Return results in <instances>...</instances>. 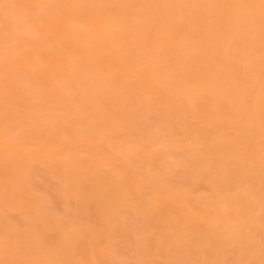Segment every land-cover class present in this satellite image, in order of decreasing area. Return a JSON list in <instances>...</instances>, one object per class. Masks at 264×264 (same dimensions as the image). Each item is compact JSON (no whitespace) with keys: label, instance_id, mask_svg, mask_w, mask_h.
Listing matches in <instances>:
<instances>
[{"label":"bare ground","instance_id":"obj_1","mask_svg":"<svg viewBox=\"0 0 264 264\" xmlns=\"http://www.w3.org/2000/svg\"><path fill=\"white\" fill-rule=\"evenodd\" d=\"M22 1H0V94L24 108L0 102V264H128L125 249L132 264H264V0ZM57 130L71 153L51 163ZM29 138L60 180L49 196L18 151ZM170 172L213 174L210 193L183 197ZM62 201L70 233L46 213Z\"/></svg>","mask_w":264,"mask_h":264},{"label":"rangeland","instance_id":"obj_2","mask_svg":"<svg viewBox=\"0 0 264 264\" xmlns=\"http://www.w3.org/2000/svg\"><path fill=\"white\" fill-rule=\"evenodd\" d=\"M1 1V0H0ZM16 4L17 5H20L19 6V8H22V9H26V7L24 6V4H23V1L22 0H17V2H16ZM27 11H30V10H27ZM3 25L4 24H2L1 22H0V28L1 27H3ZM4 28V27H3ZM25 29V28H24ZM26 30V29H25ZM165 38L167 39V40H170L171 39V37H169V36H165ZM170 41H173V40H170ZM173 43V42H172ZM92 58H94V57H92ZM91 58V59H92ZM93 60V59H92ZM91 60V62L93 63V61ZM91 63V64H92ZM105 63V62H104ZM95 64V63H94ZM97 65V64H96ZM105 67V64H103L102 63V65L100 64V65H98V68L99 67ZM107 66V69H108V64L106 65ZM93 67V66H92ZM42 68H46V66H42ZM97 68V69H98ZM43 69V70H44ZM101 69H103V68H101ZM105 69H106V67H105ZM104 70V69H103ZM243 70H245L244 72H242ZM242 75L244 74V75H246V76H250L251 78H253V76H255L253 73H251L250 72V74H249V70L247 69V68H244V69H242ZM50 75V74H49ZM259 76V75H258ZM257 76V77H258ZM50 77V76H49ZM91 83V82H90ZM99 83V82H98ZM93 84V83H92ZM94 84H96L95 83V81H94ZM93 84V85H94ZM98 85V84H97ZM96 86V85H95ZM5 96L7 97V93L6 92H3L2 94H0V102H1V106H4V110L6 109L7 110V108L9 109V111H13V112H18V113H20V112H23L24 111V108H22L21 106L19 107V106H17V105H15L13 102H11L9 99H8V97L7 98H5ZM3 101H5V103L3 102ZM17 106V107H16ZM2 109H3V107H2ZM39 113V112H38ZM45 113V112H44ZM43 112H41V113H39V115L40 114H44ZM20 116V115H19ZM79 125H77V127H78ZM77 127H74V129L75 128H77ZM80 129H81V126H80V128H78L77 130L78 131H80ZM76 130V129H75ZM229 130V131H228ZM57 131H58V134H57ZM56 131V135H55V139H53V140H51V141H49V144L47 143V145H48V147H51V149L52 150H54L53 152H54V154H53V157L52 158H48V161L47 162H51V163H54V162H56L59 158L60 159H62V158H64V157H66L67 156V154H70L71 153V148H70V145L68 144V142H69V139H67V138H64V136L65 137H67V135H66V133H65V131H63V130H57ZM61 131V132H60ZM60 133V134H59ZM166 132H164V133H159L158 135H157V137H158V146H159V143H160V145L162 144V145H168V143H170V142H172L171 140L172 139H175V136L174 137H172V135L170 136V135H168L169 133H166ZM223 133H225V134H229V133H231V130L230 129H228V128H226V132H224V130H223ZM41 134H43V135H41L42 137H46V132H41ZM62 135H64L63 137H62ZM45 139V138H44ZM261 140L262 141H264V138H261ZM33 141V142H32ZM43 141V138H40V139H28V142L26 141V143L27 144H22V145H19L18 146V148H20V149H18V151L19 152H21V154H25L26 153V151L29 149V150H32V151H34V153L36 154V156L37 157H39V158H34V157H29V159L32 161V158H34L33 159V161L34 162H31V164H33V166L35 167V168H37L38 170V174H36V176H35V178H34V181H37L36 182V184H39L38 186H39V188L41 189L42 187L43 188H45V193L44 194H47L48 196L49 195H51V194H53L54 192H56V190L54 189V188H57L58 186H59V183H60V180L55 176V174L51 171V170H49L48 168H47V166L45 165V163L42 161L41 162V158L43 157V158H45V155H46V153L44 152V151H42V150H40V146L41 147H44L46 144H45V142L43 143V145H42V142ZM52 141H54V142H52ZM174 141V140H173ZM38 143H39V145H38ZM53 143V144H52ZM67 143V144H66ZM113 144L115 143V145H117L118 147H121L122 149H126V147L123 145V142L122 141H120V143H121V145H120V143H119V141H116L115 140V142L113 141L112 142ZM119 143V144H118ZM45 144V145H44ZM37 145V146H36ZM120 145V146H119ZM23 146H24V148H23ZM28 146V147H27ZM63 146V147H62ZM108 148L111 146V145H106ZM157 146V147H158ZM37 147V148H36ZM58 147V148H57ZM160 147V146H159ZM23 148V149H22ZM34 148V149H33ZM36 148V149H35ZM60 148V149H59ZM70 148V149H69ZM79 149V150H78ZM21 150V151H20ZM26 150V151H25ZM55 151H56V155L57 156H55ZM58 151V152H57ZM70 151V152H69ZM113 151H115V150H113ZM69 152V153H68ZM74 153H77L76 155H79L80 157H89L91 160H96L97 158H99L98 156H95L96 157V159H94V155H91L90 156V154L89 153H87L84 149H82V148H77V149H75L74 151H73ZM80 152V154H78ZM116 152V151H115ZM114 152V153H115ZM120 152V151H119ZM117 153L118 155H120V153ZM123 153H126L125 152V150H123ZM127 153H128V151H127ZM39 154V155H38ZM45 154V155H44ZM59 154V155H58ZM84 154H86V155H84ZM41 155V156H40ZM173 156V155H172ZM56 157H58V159H56ZM92 157H93V159H92ZM171 156H167V159H166V161L168 160H170V161H180V160H183L182 158H180V157H177V156H173V159L172 158H170ZM54 158H55V160H54ZM168 158H170V159H168ZM36 159V160H35ZM175 159V160H174ZM29 160V161H30ZM40 162V164L38 163V161ZM102 160V161H101ZM97 161H99L100 163V165L98 164V166H99V168L103 171V172H106V171H108V167H105L106 165H105V163H104V160L103 159H97ZM38 164H37V163ZM8 163V162H7ZM42 163V164H41ZM36 164V165H35ZM107 169V170H106ZM48 170V171H47ZM41 171V172H40ZM41 173V174H40ZM171 174V172L170 173H168V174H164V175H166V176H164V179H165V181H167V179H168V181H167V183H166V185H167V187H171V189L170 190H172L173 189V191H180V193L182 192L181 190H185L184 191V193L183 194H181L183 197H188V198H190V199H193L194 200V198L196 197V201H198V199H200V198H202V196L203 197H206L209 193H210V190H211V184L209 185V184H206L205 185V183L207 182V183H210L209 182V180H211V176H213V174H211V173H209V174H207L205 177H202V178H200V179H196V180H198V182L196 181V180H190V181H188V182H186L185 184L184 183H182L181 182V180H180V178H178L177 176H171L170 175ZM172 174H174V173H172ZM40 175H41V177H40ZM211 175V176H210ZM43 178V179H42ZM115 178H116V176H115ZM209 178V179H208ZM208 179V180H207ZM194 181H196L197 182V184L196 183H194ZM201 181L202 182H204V183H201ZM39 182V183H38ZM180 183H181V185H180ZM42 186H41V185ZM189 184V185H188ZM185 185V186H184ZM204 186V190L203 189H201L200 187L201 186ZM177 187V188H176ZM195 187H197V188H195ZM232 187V188H231ZM228 190H229V194H227L228 196H233V195H235V194H239L240 192H241V190H240V186H239V184H233L232 186H231ZM42 188V189H43ZM174 188H176L175 190H174ZM190 188V189H189ZM194 188V189H193ZM200 188V189H199ZM203 188V187H202ZM210 188V189H209ZM238 188V190H236ZM41 189V190H42ZM47 189V190H46ZM49 189H50V191H49ZM52 189H54V190H52ZM58 189V188H57ZM180 189V190H179ZM206 189L208 190V192L206 191ZM231 189V190H230ZM233 189V190H232ZM44 190V189H43ZM189 190H191V191H189ZM193 190V191H192ZM194 190H196V191H194ZM46 191H49V192H47L46 193ZM189 191V192H188ZM206 191V192H205ZM227 191V190H226ZM231 191V192H230ZM237 191H238V193H237ZM30 193L31 194H33L37 199H45V197L47 196H45L42 192H40L39 190H37V189H35V190H30ZM49 193V194H48ZM220 193H221V191H220ZM215 194V193H214ZM226 194V193H225ZM147 195L149 196V198L147 197ZM202 195V196H201ZM217 195L219 196L220 194H219V192L217 193ZM222 195V194H221ZM151 196V197H150ZM191 196V197H190ZM198 196H200V197H198ZM217 196V197H218ZM192 197H194V198H192ZM216 197V196H215ZM216 197V198H217ZM260 197H261V195H260ZM144 198H146V200L147 201H149L150 200V198L152 199V195L151 194H144V196H143V199ZM63 202V201H62ZM61 202V204H63V206H61L60 208L61 209H57V210H55V211H48V209L46 210V213H47V215L49 214V216L53 219V220H57V222L59 221V222H61V224H62V226H61V228H62V231L64 230V228L67 230V232L68 231H70V232H72V229H70L71 227L67 224V223H69V224H71L70 222H72V220H74L73 221V223L72 224H75L76 223V220L78 219V216H79V214H78V212H77V210L74 208V207H72V206H68V204L66 203V202H63L62 203ZM65 203V204H64ZM256 207H258L257 206V204L255 205ZM5 209V211H7V212H9V214H10V212H11V216H16L17 215V218H18V220H20L21 218V216H19V214H20V212L19 211H13V210H6V208H4ZM257 210V209H256ZM42 212H44L45 213V211L44 210H41ZM18 213V214H17ZM256 213H257V211H256ZM13 214H15V215H13ZM131 214H133V216L131 215ZM130 215H129V218H131V221L134 219L135 221H136V218H137V216L135 217L134 216V213L132 212ZM261 214V213H260ZM21 215V214H20ZM63 216V217H62ZM64 217L67 219L66 221H68V220H70V222L68 221V222H66L65 221V219H64ZM63 219H64V221H65V223L68 225L67 227L66 226H64V224H63ZM76 219V220H75ZM62 220V221H61ZM20 221H24L23 219H21ZM130 221V219H129V222H131ZM135 221H132L131 223H130V226L132 227H134V224H135ZM77 222H78V220H77ZM21 223V222H20ZM57 228V232H55V230L54 231H51V230H53L52 228ZM52 228H50V231H49V229H48V233H51L52 235H50V234H48L47 232H46V234H48L49 235V237L50 236H52V237H50V238H52V241L51 242H53L54 240H53V238L55 237L54 235H57L58 236V229L60 230L61 228L59 227H56V226H53ZM68 227H70V228H68ZM66 230H65V233H67L66 232ZM19 231H21V230H19ZM64 232V231H63ZM70 232H68V233H70ZM54 233V234H53ZM56 233V234H55ZM58 233V234H57ZM47 235V236H48ZM57 236L55 237V238H57ZM138 239L140 238V237H137ZM137 239V240H138ZM141 240V239H140ZM110 249V248H109ZM109 249H108V251H109ZM111 251H112V249H111ZM123 252H125L124 254L126 255V253L128 252L129 254H128V257H129V255H130V257H129V259H128V264L130 263V261H131V263L130 264H132V260H133V258H131V252L128 250L127 251V249H125V250H123ZM6 256H9V255H6ZM89 256V255H88ZM11 257V256H10ZM6 259H7V257H5ZM89 258H90V256H89ZM19 259V257H17V256H15V257H12L11 259H9V260H11L10 261V263H14L15 262V260H18ZM157 259H159V258H155V260H157ZM160 260V259H159ZM162 260V259H161ZM160 260V261H161ZM13 261V262H12ZM158 261V260H157ZM160 261H158V262H160ZM162 263H164V262H162ZM43 264H53L52 262H48L47 260H43ZM83 264H85V263H83ZM126 264V263H125Z\"/></svg>","mask_w":264,"mask_h":264}]
</instances>
